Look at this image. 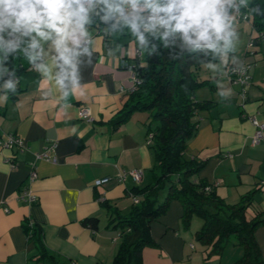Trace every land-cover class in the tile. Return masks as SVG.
I'll return each instance as SVG.
<instances>
[{
  "label": "crops",
  "instance_id": "1",
  "mask_svg": "<svg viewBox=\"0 0 264 264\" xmlns=\"http://www.w3.org/2000/svg\"><path fill=\"white\" fill-rule=\"evenodd\" d=\"M99 22L104 23L95 17L87 26L92 54L81 58V87L66 99L54 81L42 79L33 67L18 70L17 89L11 94L0 82V96L7 97L0 102V137L16 134L25 146L0 144V264H45L31 256L32 243L20 225L24 216L37 223L45 247L62 264H107L118 240L109 216L114 209L126 211L131 187L151 179L144 128L147 112L132 110L116 125L109 121L131 83L133 36L127 28L110 31L102 24L99 29ZM234 26L239 41L228 59L233 63L232 57H237L233 64L248 62L246 99L238 105V85L224 76L225 64L219 57L202 65L198 76L211 82L196 87L194 97L210 98L211 103L196 112L197 126L184 153L205 157L195 175L211 182L224 200L233 201L254 187L251 206L264 210V138L250 141L254 124L249 119L264 122V36L248 42L255 33L248 17L234 19ZM229 90L228 96L218 95ZM81 106L88 108L89 118L77 114ZM261 132L264 137V129ZM48 142L53 158L35 157L34 152ZM31 163L34 173L29 177ZM133 166L141 167L138 181L128 174L117 178L120 169ZM99 176L107 178L94 184ZM24 183L33 195L31 201L23 199ZM180 210V203L173 202L169 215L150 221L155 244L141 247L142 264H227L231 257L204 256L203 246L196 248L186 240L190 233L181 230L174 216ZM85 215H95L94 226L81 222ZM254 234L264 251V223Z\"/></svg>",
  "mask_w": 264,
  "mask_h": 264
},
{
  "label": "trees",
  "instance_id": "2",
  "mask_svg": "<svg viewBox=\"0 0 264 264\" xmlns=\"http://www.w3.org/2000/svg\"><path fill=\"white\" fill-rule=\"evenodd\" d=\"M254 8H258L259 13L254 11ZM232 12L236 18L248 17L251 27L255 29L254 35L249 37L248 42L256 43L264 36V0H247L246 5ZM102 24L105 23L99 22V29ZM149 39L157 44V52L151 55L147 51L142 52L133 37L136 50L130 65L131 83L122 105L113 112L109 121L116 125L132 110L147 112L144 128L146 143L151 154L149 166L151 179L140 185L134 184L130 191L131 203L128 209L122 212L114 209L109 216L111 226L118 229V240L107 264H142L141 247L155 244L150 233V221L159 217L157 215L165 210L172 197L177 198L180 203L179 216L184 227L188 225L191 214H197L201 219L193 233L204 244V256L220 253L223 246L229 242L239 244L241 252L227 264H264V251L259 247L254 234L255 228L264 223V210L251 206L254 187L240 193L235 200L226 201L215 191L211 182L195 175L203 165L205 157L184 153L187 138L194 133L197 126L196 112L211 103L210 98L194 97L196 87L211 82L208 77L198 76V70L207 61L217 60L218 57L214 58L212 54L205 56L203 53H193L178 56L173 60L169 53L171 51V54L175 55L180 51L179 48L170 50L163 47L159 41H154L151 37ZM3 55L0 53V65L5 66L8 72L0 76V82L16 80L18 70L25 66L32 67L21 50L9 53L7 60L3 59ZM243 64L249 78L248 62ZM231 65L236 64H225L223 72L225 77H227L225 69ZM13 71L14 75H9ZM227 78L237 83L236 92L240 87L243 89L242 97L237 93L239 97L237 103L241 106V101L246 99L244 84L248 78L241 84ZM3 89L11 94L17 89V84L15 90L5 87ZM20 140L22 141L21 137ZM12 145L17 149L25 147L23 141L20 144L13 141L4 146ZM119 172L120 170L116 173L117 178L128 174L124 173L119 177ZM106 178L107 176L99 182ZM94 179L93 183H98L94 182ZM138 179L132 180L136 182ZM161 186H165V189L160 198H157V189ZM25 188L26 183L21 185L23 199L31 201L33 195L31 194L32 198H26ZM132 195L135 199H132ZM247 208H251L252 212L247 213ZM81 222L94 226L96 217L85 215L81 218ZM20 225L25 239L32 243L34 252L31 256L34 259H40L45 264H62L45 247L37 223L24 216Z\"/></svg>",
  "mask_w": 264,
  "mask_h": 264
},
{
  "label": "clouds",
  "instance_id": "3",
  "mask_svg": "<svg viewBox=\"0 0 264 264\" xmlns=\"http://www.w3.org/2000/svg\"><path fill=\"white\" fill-rule=\"evenodd\" d=\"M246 3L247 0H0V53L7 60L9 53L21 50L42 79L54 81L66 99L81 87V58L92 54L87 26L95 17L110 31L127 28L139 49L149 55L157 52L151 37L165 48L180 49L175 55L170 51L173 60L203 53L227 64L228 54L237 50L239 41L232 11ZM253 10L259 13L258 8ZM237 60L232 57L231 62ZM206 66L215 68L211 63ZM5 72L8 69L0 65V76ZM16 83L18 78L10 79L3 87L15 90ZM230 94L231 90L218 93L222 97ZM6 99V95L0 96V102Z\"/></svg>",
  "mask_w": 264,
  "mask_h": 264
},
{
  "label": "built area",
  "instance_id": "4",
  "mask_svg": "<svg viewBox=\"0 0 264 264\" xmlns=\"http://www.w3.org/2000/svg\"><path fill=\"white\" fill-rule=\"evenodd\" d=\"M225 74L232 81L239 82L240 84L243 82H246V80L248 78V74L245 70V64H243V63L238 64V65L237 64L231 65V66L227 67V69H225ZM131 78H132V74H131ZM237 93L239 94L240 97H242L243 96V89L240 87L238 89ZM77 114L81 117H87V118L90 117L89 116L90 115L89 110L86 106L79 107L77 110ZM249 119L254 124V130L251 133L250 141L254 142V141H257L259 138L263 139L261 130L264 129V123L260 122V121H256L253 116H249ZM13 141H15L19 144L22 143V141L20 140V137L18 135L15 136L13 134H6L4 137H0V144L3 146L9 145ZM51 145H52V142H48L44 149H42L40 151H35L34 152L35 157L53 158L51 156V153H50L51 152ZM33 173H34L33 166H31L29 171H28V176L29 177L32 176ZM124 173H128L133 180H137L139 178V175H140V167L133 166V167L125 168V169L124 168L120 169L118 176L119 177L123 176ZM104 178H105V176L97 177L94 179V182H99L100 180H102ZM27 198H32L29 191L27 192ZM132 199H135L134 195H132Z\"/></svg>",
  "mask_w": 264,
  "mask_h": 264
},
{
  "label": "rangeland",
  "instance_id": "5",
  "mask_svg": "<svg viewBox=\"0 0 264 264\" xmlns=\"http://www.w3.org/2000/svg\"><path fill=\"white\" fill-rule=\"evenodd\" d=\"M232 15L234 16L233 12H232ZM243 18L246 19V17H243ZM234 19H236V18L234 17ZM164 189H165V186H161V187H159L157 189V193H156L157 198H160V196L164 192ZM173 202L174 203H179L177 198H175V197L170 198L168 203H167V206H166L165 210L162 213H160L159 215H157V216L162 217L163 215L167 214L169 212V210L171 209V206H172ZM179 213H180V211H178V213H177V211L174 212V216H176V218L179 219V222H180V225H181V230L183 232L188 233V234L190 233V237L188 239H186V240L193 242L195 244L196 248H201L202 249V246L204 244L199 239H197L195 237V234L193 233L194 228L200 224L201 219L199 218V216L197 214H191V216L189 218V221H188V225L184 227L182 225V221L180 220ZM169 214H170V212L168 213V215ZM188 241H186V242H188ZM240 252H241V246L239 244H230L229 242H227L223 246V248H222L220 253H222L224 256L226 255L228 257H231V259H232V258L238 256L240 254Z\"/></svg>",
  "mask_w": 264,
  "mask_h": 264
}]
</instances>
